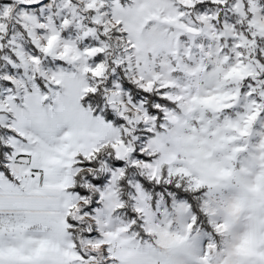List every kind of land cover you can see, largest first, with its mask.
Segmentation results:
<instances>
[{
    "label": "snow or ice",
    "instance_id": "obj_1",
    "mask_svg": "<svg viewBox=\"0 0 264 264\" xmlns=\"http://www.w3.org/2000/svg\"><path fill=\"white\" fill-rule=\"evenodd\" d=\"M0 264H264V0H0Z\"/></svg>",
    "mask_w": 264,
    "mask_h": 264
}]
</instances>
